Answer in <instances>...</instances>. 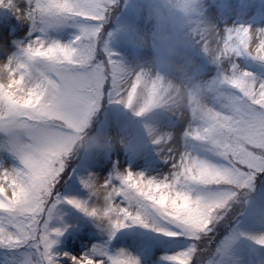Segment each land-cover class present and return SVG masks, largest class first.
I'll list each match as a JSON object with an SVG mask.
<instances>
[{"label":"snow or ice","instance_id":"6c2138e0","mask_svg":"<svg viewBox=\"0 0 264 264\" xmlns=\"http://www.w3.org/2000/svg\"><path fill=\"white\" fill-rule=\"evenodd\" d=\"M0 0L16 18L29 25L25 42L0 61V152L18 161V167H0V248L31 243L43 264H57L51 249L60 229L50 230L56 203L81 211L119 230L126 223L146 227L156 214L192 242L186 251L166 257L168 264H200L199 242L210 232L237 190H253L264 175V79L240 70L241 57L264 65V29L243 24L223 29L205 22L199 0H147L152 31L141 35L125 29L129 39L152 56L143 64L127 66L109 47L105 24L115 0ZM65 26L76 29L68 43L47 39ZM145 37L150 40L146 43ZM195 44L220 68L214 80L193 84L167 78L182 48ZM235 90L238 96L222 94ZM120 105L142 117L156 109L186 114L188 140L206 144L226 166H214L178 147L166 148L173 174L161 181L126 170L111 178L90 176L81 183L100 207L81 201H60L67 162L84 148L108 150L111 141L89 137L87 130L102 102ZM166 146L167 137L153 136ZM216 186L221 194L193 196L196 187ZM128 202L127 207L120 204ZM264 248V236L248 237ZM67 264H136L122 254L98 259L65 254Z\"/></svg>","mask_w":264,"mask_h":264},{"label":"rangeland","instance_id":"374dc122","mask_svg":"<svg viewBox=\"0 0 264 264\" xmlns=\"http://www.w3.org/2000/svg\"><path fill=\"white\" fill-rule=\"evenodd\" d=\"M15 2L22 8L26 7L20 0ZM199 7L205 22L218 29L240 24L253 30L264 29V0H199ZM25 27H28L26 34L19 37ZM152 28V22L147 17V0H115L104 30L111 50L127 66L135 67L143 64L152 53L149 49L134 45L125 29L144 35L150 33ZM29 30V25L18 20L11 10L0 8V43H5L10 52H15L14 44L25 42ZM75 33L74 27L65 26L49 32L47 39L68 43ZM8 36L11 37L10 42L7 41ZM4 55L0 52V61ZM176 58L183 71L163 72L174 81H180L187 75L193 84H203L214 80L220 72V68L195 44L182 48ZM237 66L257 79H264L262 64L241 57ZM222 94L238 96L235 90L228 88L222 89ZM148 115L153 118L148 119ZM189 124L186 114L156 109L136 117L131 110L120 105L102 102L87 135H103L111 141L112 146L108 150L80 148L74 151L70 163L75 160L76 163L68 173L65 172L66 178L61 182L63 186L57 192V198L60 201L76 199L89 208L100 207V202L83 187L82 180L90 176L98 180L111 178L126 170L156 181L170 177L173 169L165 154L166 148L175 150L178 147L181 154L187 152L214 166H226L209 145L187 139L185 132ZM149 130L153 136L167 137V145H154ZM0 167L16 168L18 161L0 152ZM225 191L216 186L196 187L191 194L218 195ZM120 204L129 206L125 200H121ZM144 223L146 227L126 223L125 227L114 231L106 221L86 216L66 203H56L48 227L50 230L60 229L63 234L56 239L51 253L56 257L57 264H67L65 254L75 256L77 253L84 256L91 254L105 260L108 256L122 254L136 261V264H168L166 257L192 246V242L182 235L166 236L164 233L176 229L156 214L148 215ZM260 236H264V175L254 181L251 192L237 190L210 232L202 235L199 242L200 264H264V248L248 239ZM21 247H27V250ZM0 264H43V261L34 246L28 243L19 248H0Z\"/></svg>","mask_w":264,"mask_h":264},{"label":"clouds","instance_id":"9594fccd","mask_svg":"<svg viewBox=\"0 0 264 264\" xmlns=\"http://www.w3.org/2000/svg\"><path fill=\"white\" fill-rule=\"evenodd\" d=\"M146 43L150 44V40L145 37ZM171 71L179 72L183 71L181 64L178 62L177 58H174L171 64Z\"/></svg>","mask_w":264,"mask_h":264},{"label":"trees","instance_id":"16d2710c","mask_svg":"<svg viewBox=\"0 0 264 264\" xmlns=\"http://www.w3.org/2000/svg\"><path fill=\"white\" fill-rule=\"evenodd\" d=\"M146 118V117H145ZM153 118V116H151V115H148V119H152ZM145 121H147V119L145 120ZM70 160H71V157L69 158V160H68V162H69V165H67L66 166V173H68V171H69V169L71 168V166H73V165H75V163H76V160H75V162H73L72 164L70 163ZM67 162V163H68ZM66 177H64V179H65ZM20 249H24V250H27V247H21ZM23 250V251H24ZM20 252H22V251H20ZM24 252H27V251H24Z\"/></svg>","mask_w":264,"mask_h":264},{"label":"bare ground","instance_id":"6f19581e","mask_svg":"<svg viewBox=\"0 0 264 264\" xmlns=\"http://www.w3.org/2000/svg\"><path fill=\"white\" fill-rule=\"evenodd\" d=\"M27 30H28V27H25V30L21 31L19 37H21V36L23 37V36L26 34ZM7 39H8L7 41L10 42L9 39H11V37L8 36ZM4 59H6V54L2 57V60H4ZM2 60H1V61H2Z\"/></svg>","mask_w":264,"mask_h":264}]
</instances>
